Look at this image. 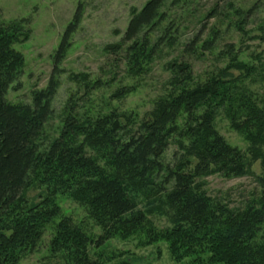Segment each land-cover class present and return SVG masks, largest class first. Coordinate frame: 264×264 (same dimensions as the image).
<instances>
[{
	"label": "trees",
	"instance_id": "obj_1",
	"mask_svg": "<svg viewBox=\"0 0 264 264\" xmlns=\"http://www.w3.org/2000/svg\"><path fill=\"white\" fill-rule=\"evenodd\" d=\"M192 1L147 0L134 10L122 39L110 46L128 72L141 73L165 47L180 46L182 56L214 53L222 41L220 24L248 35L257 4L246 10L231 2L226 10H210L206 18L216 20L210 28L200 16V28L183 40L188 18L168 14ZM83 15L80 2L53 55L48 83L32 93L29 104L9 103L4 95L24 66L14 45L29 38L30 20L0 22V264H18L50 224L51 250L64 255V264H131L111 263L115 255L104 258L101 251L93 257L91 249L111 238L134 236L144 245L166 243L177 264H264V189L235 209L204 187L205 176L240 177L252 173L256 161L264 171V100L246 82L256 66L240 59L233 42L217 54L229 58L227 67L203 82L193 81L190 63H174L173 90L158 101L149 119L138 121L117 111L76 114L77 103L70 99L59 135L47 147L40 143L53 114L62 63ZM219 112L248 142L246 151L218 131ZM172 141L182 152L173 165L164 158ZM35 183L47 193L21 208L23 192ZM60 194L85 208L103 230L98 238L62 214ZM153 215L167 216L171 225L156 228Z\"/></svg>",
	"mask_w": 264,
	"mask_h": 264
},
{
	"label": "rangeland",
	"instance_id": "obj_2",
	"mask_svg": "<svg viewBox=\"0 0 264 264\" xmlns=\"http://www.w3.org/2000/svg\"><path fill=\"white\" fill-rule=\"evenodd\" d=\"M80 2L83 4V20L72 36L71 47L61 66L60 86L52 102L53 114L40 139L43 147L49 146L59 135L70 99L77 103L76 114L96 116L117 111L138 121L149 119L158 101L173 90L171 81L177 69L173 64L190 63L193 81L203 82L227 67L229 58L217 55L226 42L236 45V49L241 51V60L256 66L255 73L246 82L264 100V0H194L183 7L172 8L168 16L188 18L182 28L183 40H188L200 28L199 17L206 18L211 9L226 10L233 2L247 10L257 4L249 18L248 35L235 30L226 31L225 24H220L223 26L222 41L214 53L182 56L180 46L165 47L144 66L141 73L128 72L129 68L121 61L118 50L114 51L110 46L122 39L132 13L140 10L147 0H0V22L29 19L28 27L31 29L28 39L14 45L24 56V66L4 95L5 101L32 103V93L46 87L53 68V55ZM203 20L208 23V28L216 22L214 17ZM208 34L209 31L203 38ZM235 73L239 74L238 71ZM215 124L230 144L247 150L248 142L232 128L223 112L218 113ZM181 153L179 144L172 141L164 158L173 165ZM251 171L240 177L209 174L204 177V187L212 197L231 208H244L264 189L261 162L256 161ZM46 193L42 185L32 184L23 192L20 207L28 208L38 203ZM57 200L62 214L71 216L89 234L98 238L103 233L77 201L62 194ZM150 218L156 228L171 225L167 216L153 215ZM53 233L54 224H50L38 246L25 253L18 264H64V255L51 250ZM99 251L104 258L115 255L111 263L128 260L131 264H177L171 258L166 243L144 245L138 236L127 240L111 238L101 248H92L91 255L96 257Z\"/></svg>",
	"mask_w": 264,
	"mask_h": 264
}]
</instances>
